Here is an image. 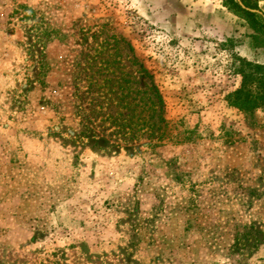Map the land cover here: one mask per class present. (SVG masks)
<instances>
[{
  "label": "rangeland",
  "instance_id": "obj_1",
  "mask_svg": "<svg viewBox=\"0 0 264 264\" xmlns=\"http://www.w3.org/2000/svg\"><path fill=\"white\" fill-rule=\"evenodd\" d=\"M225 2L0 0V264H264V106L226 100L264 47Z\"/></svg>",
  "mask_w": 264,
  "mask_h": 264
},
{
  "label": "trees",
  "instance_id": "obj_2",
  "mask_svg": "<svg viewBox=\"0 0 264 264\" xmlns=\"http://www.w3.org/2000/svg\"><path fill=\"white\" fill-rule=\"evenodd\" d=\"M246 7L259 9L256 0H241ZM225 5L228 9L249 22L250 28L253 30L251 35L254 47H264V20L260 21L258 14L241 8L235 0H226ZM239 66L237 73L241 76L239 87L228 93L226 100L231 107L242 112H252L261 106H264V63L250 61L244 58L238 59ZM142 66V65H141ZM142 70L149 78L151 74L147 73L146 68L142 66ZM150 95L146 91L143 92L139 99V125L135 134L146 135L150 140H162L167 136L168 122L164 118L165 103L163 97L158 90L156 84L151 81L149 88ZM155 105L157 110V120L152 121V115L149 111ZM118 127H127L124 130V139L128 141L129 130L133 129L135 123L132 118H128L122 125L116 123ZM128 138V139H127Z\"/></svg>",
  "mask_w": 264,
  "mask_h": 264
},
{
  "label": "water",
  "instance_id": "obj_3",
  "mask_svg": "<svg viewBox=\"0 0 264 264\" xmlns=\"http://www.w3.org/2000/svg\"><path fill=\"white\" fill-rule=\"evenodd\" d=\"M235 1L238 3V5L241 8H243V9H245L247 11H250V12L258 14L262 18V20H264V12L260 11L259 9H253V8L246 7L241 0H235Z\"/></svg>",
  "mask_w": 264,
  "mask_h": 264
},
{
  "label": "crops",
  "instance_id": "obj_4",
  "mask_svg": "<svg viewBox=\"0 0 264 264\" xmlns=\"http://www.w3.org/2000/svg\"><path fill=\"white\" fill-rule=\"evenodd\" d=\"M258 1V6L262 12H264V0H257Z\"/></svg>",
  "mask_w": 264,
  "mask_h": 264
}]
</instances>
